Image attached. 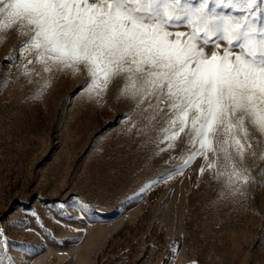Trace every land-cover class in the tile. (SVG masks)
I'll use <instances>...</instances> for the list:
<instances>
[{
	"label": "rangeland",
	"instance_id": "1",
	"mask_svg": "<svg viewBox=\"0 0 264 264\" xmlns=\"http://www.w3.org/2000/svg\"><path fill=\"white\" fill-rule=\"evenodd\" d=\"M23 39L0 33V264H264V184L221 198L197 158L141 197L181 166L182 137L153 155L162 118L140 108L123 118L132 102H117L115 84L97 104L81 91L83 73L34 65L24 75L30 54L6 60ZM262 169L257 159L253 175Z\"/></svg>",
	"mask_w": 264,
	"mask_h": 264
},
{
	"label": "snow or ice",
	"instance_id": "2",
	"mask_svg": "<svg viewBox=\"0 0 264 264\" xmlns=\"http://www.w3.org/2000/svg\"><path fill=\"white\" fill-rule=\"evenodd\" d=\"M16 30L24 39L10 66L27 53L26 76L34 65L49 76L83 73L81 91L97 104L115 84L117 102H132L123 118L137 108L162 118L153 155L182 137L181 166L146 182L141 197L197 158L221 198L246 197L249 180L264 184V169L253 175L264 159V0H0V33ZM70 199L94 221L87 203Z\"/></svg>",
	"mask_w": 264,
	"mask_h": 264
}]
</instances>
